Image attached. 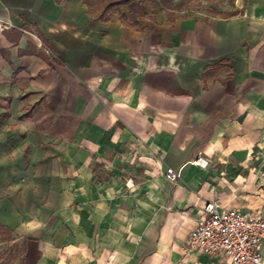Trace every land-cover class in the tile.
Wrapping results in <instances>:
<instances>
[{
	"label": "crops",
	"instance_id": "1",
	"mask_svg": "<svg viewBox=\"0 0 264 264\" xmlns=\"http://www.w3.org/2000/svg\"><path fill=\"white\" fill-rule=\"evenodd\" d=\"M102 8L0 0V225L18 264H230L184 247L207 203L264 218V0Z\"/></svg>",
	"mask_w": 264,
	"mask_h": 264
},
{
	"label": "built area",
	"instance_id": "2",
	"mask_svg": "<svg viewBox=\"0 0 264 264\" xmlns=\"http://www.w3.org/2000/svg\"><path fill=\"white\" fill-rule=\"evenodd\" d=\"M4 28L0 25V32ZM164 176L168 181L176 182L180 179V171L166 168ZM263 245L264 218L210 202L190 231L184 250L209 257L224 254L230 264H264Z\"/></svg>",
	"mask_w": 264,
	"mask_h": 264
},
{
	"label": "rangeland",
	"instance_id": "3",
	"mask_svg": "<svg viewBox=\"0 0 264 264\" xmlns=\"http://www.w3.org/2000/svg\"><path fill=\"white\" fill-rule=\"evenodd\" d=\"M102 0H90L91 8L97 5L102 7ZM104 1V0H103ZM102 1V3H104ZM157 2L156 8L160 10H171L174 15H180L185 11L217 13L232 3V0H171L167 5L166 0H151ZM1 232V231H0ZM22 240L14 237L10 232L0 233V264H18L22 259L23 254Z\"/></svg>",
	"mask_w": 264,
	"mask_h": 264
},
{
	"label": "trees",
	"instance_id": "4",
	"mask_svg": "<svg viewBox=\"0 0 264 264\" xmlns=\"http://www.w3.org/2000/svg\"><path fill=\"white\" fill-rule=\"evenodd\" d=\"M84 1H87V0H84ZM103 1V0H102ZM102 1H101V3H102ZM130 1H133V0H104L103 2L104 3H102V4H104L102 7V12H101V14H100V18H102L103 17V15L108 11V10H110L113 6H115V5H120V4H124V3H128V2H130ZM152 2V4L154 5V6H157V2H154V1H151ZM166 2H167V5H169L170 4V2H171V0H166ZM0 233L1 234H4L5 235V233H7L8 231L3 227V226H1L0 225ZM11 261H14L13 259L12 260H10V263L9 264H11Z\"/></svg>",
	"mask_w": 264,
	"mask_h": 264
}]
</instances>
